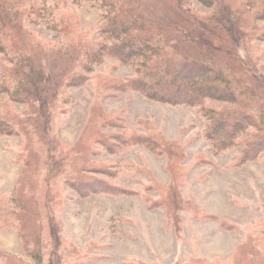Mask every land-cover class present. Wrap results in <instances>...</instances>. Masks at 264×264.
<instances>
[{
	"label": "trees",
	"instance_id": "1",
	"mask_svg": "<svg viewBox=\"0 0 264 264\" xmlns=\"http://www.w3.org/2000/svg\"><path fill=\"white\" fill-rule=\"evenodd\" d=\"M192 1L199 2L209 12L198 14ZM82 2L102 12L97 28L100 41L98 38L95 42H82L78 49L69 51L61 43L41 42L29 30L32 24L49 23L59 31L68 23L67 7ZM263 16L264 0H0V138L24 134L25 143L18 148L31 155L24 173L28 182L10 196L0 197V227L22 232L26 251L37 264H45L42 258L46 235L53 239L46 264H69V260L87 257L88 252H79L74 247L66 254V262L58 255L62 242L51 213L59 190L55 183L57 174H49L45 181V172H50L52 164L61 165L58 176L74 179L70 185L76 189L85 193H118L123 190L121 186L86 174L88 166H93L88 158L93 143L102 140L100 145L112 152L133 144L162 150V144L152 132L132 130L128 137L115 133L111 136L115 142H111V137L99 132L103 114H97L94 133L78 144L76 151L56 141L53 131L58 113L67 107L64 89L68 76L75 84L84 80L80 75H69L68 69L74 63L75 67H83L89 57L97 64L113 57L133 69L134 76L116 80L114 87L120 91L132 90L160 102L188 103L198 107L201 114L212 115L205 129L214 147L225 149L244 142L242 160L253 159L264 151V139L257 141L264 136V76L245 50V57L238 50L250 37L264 38V27L254 24V20ZM51 57L68 61V69L55 71L45 63ZM213 100L226 105L216 107L209 102ZM23 104L27 108L19 109ZM112 123L116 124V120ZM251 128L255 129L254 140H238L240 132ZM26 139L31 141L30 146ZM175 146L168 144V155L178 154ZM76 158L79 160L73 161ZM96 170L93 171L105 173L104 169ZM49 187L57 188L54 195L44 192ZM167 190L168 205L173 209L181 200L173 190L168 187ZM141 193L151 207L162 203V195L151 198ZM192 202L188 203L193 206L194 214L200 220L208 218ZM244 235L234 251L236 259L232 264H264V223ZM216 262L191 257L177 264ZM0 264L28 263L0 252ZM124 264L150 263L129 259Z\"/></svg>",
	"mask_w": 264,
	"mask_h": 264
},
{
	"label": "rangeland",
	"instance_id": "2",
	"mask_svg": "<svg viewBox=\"0 0 264 264\" xmlns=\"http://www.w3.org/2000/svg\"><path fill=\"white\" fill-rule=\"evenodd\" d=\"M191 4L198 14L209 12L197 1ZM69 11L68 23L59 31L49 23L32 24L29 30L41 42L61 43L69 51L78 49L82 42L101 40L97 32L102 16L100 9L82 2L68 6L66 12ZM254 24L264 27V16L254 20ZM238 50L244 57L248 54L264 76V38L250 37ZM89 58L83 62V67H75L74 63L67 68L69 75L77 74L84 80L75 84L68 76V86L64 89L67 107L61 108L63 111L55 109L61 111L53 131L56 141L76 151L77 145L94 133L97 114H103L98 128L105 137L115 133L128 137L132 130L152 132L162 144V150L133 144L112 152L100 145L102 140L93 143L88 156L93 166L87 165L86 174L121 186L123 190L118 193H85L70 185L74 179L58 176L61 165L50 166V172L44 174L45 181L49 174H57L55 183L59 188L51 206L58 239L63 246L57 249L58 255L66 262V254L74 247L79 252H88L89 256L69 260V264H124L129 259L150 264H177L191 257L232 264L236 259L234 251L246 237L245 232L251 234L254 226L264 223V151L253 159L242 160L244 142L225 149L214 147L205 129L212 115H202L198 107L188 103L160 102L132 90L120 91L114 85L120 79L134 76L133 69L113 57H106L98 64ZM45 61L58 73L69 66L68 61L59 58ZM209 102L216 107L226 105L216 100ZM21 108L27 107L23 104ZM113 119L116 124L112 123ZM142 123L147 124L142 126ZM253 131L254 128L240 132L238 140H254ZM24 137L23 134L0 138L2 198L28 182L24 173L31 155L18 148L25 143ZM262 139L263 135L257 141ZM110 140L115 142V137ZM26 142L30 146L31 141L26 139ZM169 143L176 145L177 155H168ZM95 166L98 170L93 169ZM100 169L105 173L93 171ZM167 187L181 200L173 209L168 205ZM56 190L49 187L44 192L54 195ZM141 192L151 198L162 195V203L151 207L143 200ZM191 201L208 218L200 220L188 203ZM23 228L24 225L21 230ZM52 240L47 235L44 237L47 244L42 260L45 264ZM25 242L24 234L16 228L0 227V252L17 256L28 264H37L27 253Z\"/></svg>",
	"mask_w": 264,
	"mask_h": 264
}]
</instances>
